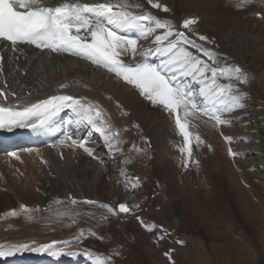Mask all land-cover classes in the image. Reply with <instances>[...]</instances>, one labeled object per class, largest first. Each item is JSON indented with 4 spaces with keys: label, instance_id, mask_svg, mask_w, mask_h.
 Returning a JSON list of instances; mask_svg holds the SVG:
<instances>
[{
    "label": "snow or ice",
    "instance_id": "snow-or-ice-1",
    "mask_svg": "<svg viewBox=\"0 0 264 264\" xmlns=\"http://www.w3.org/2000/svg\"><path fill=\"white\" fill-rule=\"evenodd\" d=\"M146 2L153 9H162L164 13L170 11L167 5L160 2ZM253 2L255 0H243L240 6ZM260 3L264 4V0H260ZM142 8V3L130 4L128 0H59L55 4L45 3L44 0H0V42L7 44L14 52L21 46H34L41 52L69 53L115 74L139 90L153 105L161 106L174 117L186 145L181 151L187 154V164L193 154V137L186 122L189 110H199L217 126L230 124L231 120L223 114H231L246 107L248 94L237 85L247 83L249 76L239 65L221 66L216 53L197 43L193 36H197L199 41H207L208 37L195 32L193 26L198 23L195 18L184 19L181 30L171 19L159 18L151 11L134 10ZM119 30L135 31L140 38L121 35ZM156 54L160 57L159 63L147 62L148 57ZM60 87L66 89L68 85L61 84ZM65 110H70L75 116L73 121H69L70 124L91 126L103 136L110 151L124 156V149L120 147L124 143L120 139V132L112 125L104 110L86 97L52 94L44 99L29 101L14 90H9L6 83L0 85V129L43 130ZM73 137L74 133H65L59 143L63 145L70 141L72 146L82 148L89 156L103 163L95 155V149L87 146V140ZM223 139L230 144L233 136L223 135ZM195 140L199 142L200 137L197 135ZM133 148L137 152L142 151L135 145ZM228 154L236 157L238 153L229 147ZM11 155L20 159L16 153ZM122 163L126 165L130 159L125 156ZM119 175L123 178L120 182L125 189L140 186L139 176H129L124 170ZM70 203L75 205L77 200L72 199ZM84 203L94 205L97 201L86 200ZM100 207L113 216L134 215L140 209L138 203L130 206L124 202L119 203L118 207L109 204H101ZM21 208L24 212L33 211L27 206L22 205ZM17 214L15 210L10 213L12 216ZM102 218L107 219V216ZM136 219L148 233H159L155 235L158 243L166 240L167 230L163 226L146 222L139 215ZM84 235L81 230L75 237V244L81 243ZM89 235L96 236V233L90 231ZM73 247V241L57 240L50 243L31 240L0 244V258L25 251L54 256L79 254L72 250ZM83 254L88 256L92 264H113L112 255H102L87 248ZM115 255L118 256L119 252ZM164 255L174 264L171 252L166 251Z\"/></svg>",
    "mask_w": 264,
    "mask_h": 264
},
{
    "label": "bare ground",
    "instance_id": "bare-ground-1",
    "mask_svg": "<svg viewBox=\"0 0 264 264\" xmlns=\"http://www.w3.org/2000/svg\"><path fill=\"white\" fill-rule=\"evenodd\" d=\"M235 1H237V0H154V2H160V3L164 4V5H167V7L170 9V11L167 12V13H164L162 11V9H153L151 7V5L147 4L146 0H128V2L130 4H135V3H142L143 4V8L142 9H136V11H151L152 13L158 15L159 18L173 20L174 22L177 23V25L181 21V19H183V17L188 18V16H187L186 13H181V12L178 11V7H182L183 8L185 6L190 11H192L193 9L196 8V9H199L200 11H202L204 14L209 15V18L207 20H202V22L205 23L207 27L212 28V30H214V31H222V32L223 31H226L224 33V35L222 36V39L221 40L223 42H225L226 45H228V51H229V53L228 54H225L224 53V55L218 54V56L216 54L217 59H218V61H219V63H220L221 66H228L229 64L228 63H224V62H229L231 65H239L244 70H246V72H247V74L249 76V79H248V82L245 83L246 90H244V91L248 94V96L253 97L252 98L253 100H246L245 101L246 107L244 109H242V110H239L238 109V110H236L235 112H233L231 114H227L226 115V118L230 119L231 120V123L230 124L223 125L222 126V129H223V131H226L228 133V135H231V133H232L231 132V129L233 127H235V126H233V122L236 121V120L237 121H240V123H242L241 129L246 130V134H248V133L250 135L252 134L251 136L256 141L255 144L256 143H259V145L256 144L255 146H253L252 144L246 146V147H248L247 150L253 151L252 150L253 148H255V150H256V148H258V149L259 148H263L264 149V109L258 110L259 108H263L264 107V102L261 104V101H264V99H263L264 98V84L261 81H259V78L255 75V73L258 70L260 71V69H262L264 67V49H262L261 51H259L256 48V45L253 42H252V44H249L247 48L245 46L243 47V44H244L243 43V39L244 38H247V36H244L243 38H238L237 32L238 33L239 32L245 33V32L251 31L253 34H255V33H258V32L261 31V30L259 31L260 27L259 28H256L257 26L255 27V25H254V23H255L254 21L255 20H253V19L248 20L247 23H246L248 26H243V27L237 28L235 30H232V27L235 25V23H234V19L232 17H230L231 15H230V11L228 10V5L234 3ZM219 19H221V21ZM257 24H258V22H257ZM255 35H257V34H255ZM263 35H262V37H263ZM260 36H261V34H260ZM207 37H210V35H208ZM234 37H237L235 39V41L233 40ZM144 43L147 44L148 42L147 41H144ZM262 45L264 46V44H262ZM237 46L240 49L241 48H244L243 51L241 49L242 55L241 54H238V51L240 49ZM30 68H31V71H32V74L33 75H32V77L30 79H28V83H31V79L33 78V81L32 82H34L35 84H37L39 82V85H36L35 88L49 90V92H47V93L54 92L56 90V88L59 87L61 84H63V82L67 78H72V80L70 82H66L65 83L66 85H68V87L66 89L67 90H73V91H83V92H87L88 95H92L93 97L100 98V100H102L104 103H106V105L108 107L107 110L108 111H111L113 113L111 123L112 124H117L119 126H122L124 128V134L125 135H127V133H132V131H134V127H132V124H131V117L132 118H136L139 121L141 120L145 124V126L147 127V129L150 130V135L153 136V137H155L156 138L155 141L157 142V144L154 145V147L156 149L155 156H154L155 157L154 164H149V166L152 165L153 168H152L151 171L148 170L146 172H150L152 176L158 177L160 181L163 180V181H165L167 183V185L169 187L168 188L169 190L168 189L167 190H168V193H169V195H170L171 198L168 196L167 192H166V196H168L170 198L169 201H171L172 206L173 207L176 206L175 203H178V202H175V201H177L176 200V197H179V193L180 192L177 193L179 191V189L177 190V188H179V187H176V184H175L176 181L178 182V180H177L178 170L175 168V165L176 164L174 165L173 164L174 162L172 163L171 159H169V157H168L169 156V149L171 148L172 143L175 142V141H171V139H170L171 138V133L173 132V133H176L177 134V136H178V137H176V141L177 142L183 144V146H185V143H184V140H183V136L181 135L180 131L178 130V128L175 125L173 116H171L162 107H159L158 108L160 111H158L157 109H153V106H151V102H149L148 100H146L145 97L142 96L139 93V90L137 91V89H135L133 86H130V85L126 84L121 79H118V78H116V77H114L112 75H109V74H104L103 75V74H101V72L99 70H96L95 72H93V75L95 76V79H94V81L91 82L90 80L92 78V74H91L90 70L81 68L80 66H76L74 63L71 64L70 66L63 65L62 68L59 70L60 71V75H57L58 68H53L51 71H49V70H46L45 71L42 68L40 69L36 64L31 65ZM257 73H259V72H257ZM78 75H81L83 78H86L89 81L87 83H81V82H75V81H73V78L76 77V76H78ZM91 86H92V89L89 88ZM101 90H104V92L102 93L104 97H100L99 96V91H101ZM33 91H35V90H33ZM108 92L112 93L118 100H121L122 102H124V104L126 105L127 109H131L134 106V109L131 112V116L129 114H124L122 112V110L119 107H117L113 101H111V100L108 99V97L106 95ZM39 95L40 94L35 93V95L33 97H38ZM189 111H190V115H188L186 117V122H187L188 126L190 127L192 133H193V130H196V131H198L199 134H201L202 136H205L209 132H215V131H217V125H215V123L212 120L201 116L200 114H198L194 110H191L190 109ZM233 115H235V118L233 117ZM167 119H169L170 121H167ZM152 126H153L154 130H152ZM249 128H252V129H249ZM175 130H176V132H175ZM250 130H252L253 133ZM235 132H236V130L234 131V133ZM164 133H165V135H164ZM217 138H218V141L221 144H223V141L218 136H217ZM258 138H260V140ZM169 140H170V142H169ZM246 147H243L242 146L243 149H245ZM66 148H67L66 154L68 156V162H69L66 165V167H65L66 170H64V171L61 172V169H65V168H62L58 163H56V165L53 166V173L57 174L58 178L56 180H54L52 183L54 185L57 183V186L58 187L55 188V189L58 192L66 194L67 191H68L67 190L68 181H70L72 184H74V186H75L74 187V190L76 192H79V193L82 192L84 195L90 196V197H96V198L106 199L107 201H110L112 204H114L115 207L116 206L118 207V204L121 203L122 201H126L127 204H129L130 206L132 205V203H134V200L135 199L137 201V196H138L137 193L139 191V187L136 188V189H131L130 187L128 189H125L124 186H123V184L120 182L123 179L119 175V172L121 170H124L129 176H134V175H132L128 171L127 165H125L124 163H122L121 161H119L118 153H114L113 151H111L112 156H113V161L112 162L111 161L110 162H106V163H110V164L106 165V163L103 161V158L104 157L102 156V151L98 150L97 148H94V149L97 150V151H100V152H98V154H99L98 157L100 158V160L103 161V163H100L97 159H94L92 156H88V155H85V154L83 155V158H81L80 160L77 159V156L76 155L74 156L75 159H71L73 157V152L74 151L81 152V148H73V147H66ZM155 149H153V150H155ZM263 149H262L263 152L261 151L262 152L261 154H258L259 152H255V157H253V154H252V156H249L250 158H247L248 160H246V161L249 162L251 165H253L254 163H255V165L262 164L261 161H263V164H264V150ZM173 151H174V148H173ZM178 151H180V149ZM173 153L174 152H172L171 154H173ZM81 154H82V152H81ZM125 155L128 157L127 150L125 152ZM174 155H175V153H174ZM178 155L176 154V157L175 156L174 157L177 158ZM225 155H226V153H225ZM224 158H225V156H224ZM178 159H179V157H178ZM174 161H176V160L174 159ZM178 161L180 162V159ZM223 161H225V163H226V166H225L224 170H225V172H228V175H227V177L224 178L223 177V174H222L223 173V169H222L221 170L222 173H219L221 175H220V177H218V179L221 182H224L226 184L227 183L228 184L231 183L232 185L230 184L229 187L232 186V188H231L232 190L229 187H227V188H229V191L230 192H233L234 194L236 193V195L238 197H243L244 195H247V194H245V193H247L246 192V187L243 188V186L241 185V183L239 181L240 177H238V179L236 178V175H238L239 173L236 174L237 171H235L236 170V169H234L235 167L233 168L232 165L230 164V162L226 158ZM236 161H237V159H236ZM246 161L236 162V164H237V166H240L243 169V173H244L243 179L245 180V182L249 183V181L245 177V172H244V169H245L244 166L246 168L248 166V164L246 165V164L243 163V162H246ZM219 163L220 162H217L218 165H219ZM239 163H242V165L239 164ZM138 164L139 165H142L141 162L138 163ZM217 164H215L214 166H215V168H217V170H219L220 167H218ZM250 166H248V167L250 168ZM26 169H27L28 178H29L28 185L30 187L28 186L29 188H26L25 194L23 196H19L18 197L19 200L17 202H19V201H23V202H27V203H31V202L32 203H38V202H41V201H43V196L37 190V187H36L35 183H37L38 181H41V179H42L41 178V176H42L41 174H43L45 176H46V174L43 171L40 172L37 169L36 166H33V165L29 164V163L26 164ZM245 170H247V169H245ZM256 171L262 175L261 177H264V168L262 169V171H261V169L260 170H256ZM137 172H140V170H137ZM141 172H143V170ZM197 174L198 173H196V177L199 176V174L198 175ZM233 177H234L235 182L232 181V182L229 183V179H233ZM64 178H66V181L65 182L63 181ZM198 178H196V179H198ZM118 179H119V181H118ZM185 179H186V177H185ZM203 179H205V178H203ZM253 179L254 178H252V181H253ZM263 180L264 179H262V182H264ZM211 183L212 182H210V184ZM196 184L197 183H195V185ZM45 185H46V183H45ZM45 185H44V187H42V189L44 188V191H48V190H50L52 188V186H50L49 189H46ZM188 185H190V183H188ZM202 187H204V186H202ZM220 187L221 186H219V188ZM194 188L196 189L197 187H194ZM199 188L201 189V187H199ZM143 189H144L143 191H146L147 190V187H146L145 184L143 185ZM182 189H183V187H182ZM200 189H199V191H200ZM250 189H251V187H250ZM158 190H159V187H158ZM183 190H185V189H183ZM183 190H181V191L183 192ZM212 190H214V189H212ZM214 193L215 192L211 193V194H213V197H214V195H216ZM255 194H256V192H255ZM164 195L165 194L163 192V196ZM196 195H198V194H196ZM222 195H224V194H222ZM161 196H162V194H161ZM166 196L159 198V200H161L162 198L165 199ZM186 196H187V194H186ZM217 196L218 195H216L215 198ZM249 196L247 195L246 197H249ZM246 197L245 198L243 197V198L246 199V202H247V199H249V198H246ZM31 198H32V201H31ZM207 198H208V195H207ZM207 198H205V199H207ZM223 198H224V196H223ZM242 199L239 198L238 201H240ZM209 200H212L213 202H214V200L216 201V199L213 200V198L212 199L210 198ZM243 200H242V203H243ZM156 201H157V203H155V206L153 205V208H149L146 213H144V210H143L142 213H138L137 215L143 217L146 222L147 221L154 222V223H156L158 225V223H160V221L157 220V218L158 219L159 218L161 219V216H163L164 214L166 215L168 209L170 210V208L168 207V209H166V210L162 209V210H164V212H165L164 213L162 210L160 211V208H159V207H161V206H159L161 203L159 204L158 199ZM156 201H154V202H156ZM226 201H228V200H226ZM234 201H236V200H234ZM244 202H245V200H244ZM248 202H252V201H248ZM190 203L191 204H194V205L196 203L195 198L192 197V196H191V202ZM222 203H223V201H222ZM238 203H240V202H238ZM238 203H235V204H238ZM186 204H188V203H186ZM221 204H220V206H222ZM250 204H252V203H250ZM156 206L158 208L157 209H154ZM227 206H229V205H227ZM240 206L242 207V205H240ZM246 206H249V204L247 205V203H246ZM246 206H245V208H247ZM188 207H189V205H188ZM241 207H240V209H241ZM250 207L251 208L252 207L255 208L254 205H251ZM175 208H172V210L175 209ZM254 208H253V211H254ZM208 209H211V208H208ZM216 209H218V208L216 207ZM250 209H248V211ZM172 210H170V211L172 212ZM175 210H177V209H175ZM212 210L215 211V208H212ZM189 211H191V210H189ZM186 212H188V211H186ZM207 212L208 211L203 212L202 214H204V213L206 214ZM209 212H211V211L209 210ZM228 212H230V210L227 211V213ZM22 214H23L24 217H28V218L32 217L31 214H28L26 212H22ZM88 214L89 215H93L91 212L90 213L88 212ZM233 214H234V212H233ZM233 214H232V216H233ZM173 215H175V214H173ZM180 215H181V213H180ZM168 216H166V217H168ZM198 216H200V215H198ZM209 216H207V217H209ZM119 217H120V221H119L118 225L122 226V230L121 231H119V230L116 231L115 230L116 231L115 232L116 235H115V233L112 234V239L110 240V242L113 243V242L118 241L117 244L120 245V249L118 251L120 257L121 256H124V257L127 256L126 253L127 254H130V251H131L130 248H131V246H134L135 249H132V253H134V252L136 253V255L134 254L135 256L133 255L134 257H138L139 255H141V252L144 249L145 252H146V254H147V256H148V257L147 256H145V257L148 258V259H153L154 260L153 262L155 264H156V262L157 263H160V264H172V262H170L167 258L166 259L163 258V255L164 254H162V252L164 250H166V249L163 248V246H166L165 243H162L161 242L162 245H160V243L159 244H149V243L146 244L145 238H147V236H149V235L147 234V231L140 225V223L138 222V220L136 218H134V219H127L128 216H125V215H119ZM190 217H191V215H190ZM193 217H194V215H193ZM173 218L176 219V217H173ZM179 218H180V216H179ZM184 218L185 217H183V219ZM200 218H201V216H200ZM171 219L172 218H170V220ZM175 219H173L174 221L172 222L173 224H175V226H176L177 223H178V227L181 226V225H184V223L181 224L182 221L177 222V220H175ZM195 219H196V217H195ZM220 219H221V216H220ZM165 220L166 219L164 217V224L166 226H170L169 224H171V223H168ZM190 220H191V218H190ZM197 220L200 221V219H198V218L196 219V221ZM207 220H208V218H207ZM216 220H218V219H216ZM225 220H226V217H225ZM231 220L232 219H230V221ZM188 221H189V219H188ZM222 221L223 220H220V222H222ZM19 222H17L16 225H20V227H21L22 230H26L24 232L23 237H22V238H25V239L19 240V237H16L15 235H12V236L9 237V238H13L17 243L18 242H28V241H30L29 239H40V242L41 243H50L52 240H55L58 237V236H56L55 233H54L55 236L52 233L51 234L50 233L49 234H46L45 232L47 231V229L45 228V226L40 227V226H37V224H35L34 226H31V224L28 223V222H26V221H22L21 224H19ZM183 222H184V220H183ZM179 223L181 225H179ZM208 223L210 224V222H208ZM233 223H235V222H233ZM201 224L202 223H200L199 225H201ZM213 224L214 223H212V225ZM216 224H217V221H216ZM115 225L118 226L117 224H115ZM188 225H190V224H188ZM237 225H238V223H237ZM173 227H174L173 225L170 226V229H172ZM185 227H186V225H185ZM165 228H167V227H165ZM201 228H204V227H201ZM237 228H238V226H237ZM114 229H116V228H114ZM214 229H216V228H214ZM232 229H234V228H232ZM205 232H207V231H205ZM0 233L2 234V232H0ZM155 234H158V233H155ZM199 234H200V232H199ZM27 238H29V239H27ZM210 238H211V236H210ZM182 239H185V241H186L185 242L186 243V247H179V248H177L178 250H177L176 254H178L179 251H181V253H185V254L187 253V248L189 247V243H190L189 242V239L190 238L188 239L186 237V238H182ZM83 241L86 242L85 239H84V237H83ZM199 241H201V240H199ZM171 244H173V243H171ZM145 245H147V246H145ZM175 246H172V247H175ZM197 247H198V245H197ZM197 247L195 245L194 246V249H193V251H194V256L193 257L195 259L200 254V252H198L199 249ZM207 247H206V250L204 249V251H206L205 253H208L207 252ZM233 247H234V245H233ZM160 248H162L163 250H161ZM159 249H160V251L158 252V256H160L159 253H161V258H159V257L157 258L156 257L157 256L156 251L159 250ZM233 251H234V249H233ZM201 252H203V251H201ZM235 252H237V251H235ZM190 254L187 255L188 258H186V261L182 260L183 261L182 264H191V258L189 257ZM218 254L219 253H217L216 255H218ZM178 255H181V254H178ZM200 255L202 256L203 254H200ZM205 256H207V254ZM209 256H211V255H209ZM223 256H225V255L223 254ZM173 257H174V255H173ZM130 258H131V255L128 258H122L121 257V261L123 262V264H128V262L130 261ZM209 259H210V257H209ZM202 260L200 261V258H199V261L200 262H202ZM199 261H197V263ZM148 262H149V260H148ZM194 262L192 261L193 264H194ZM208 262L206 261L205 264H209ZM141 263H143V261ZM141 263H139V264H141ZM210 264H212V262Z\"/></svg>",
    "mask_w": 264,
    "mask_h": 264
},
{
    "label": "rangeland",
    "instance_id": "rangeland-1",
    "mask_svg": "<svg viewBox=\"0 0 264 264\" xmlns=\"http://www.w3.org/2000/svg\"><path fill=\"white\" fill-rule=\"evenodd\" d=\"M243 4V0H237V1H235L234 3H232V4H230V5H228V10L230 11V17H232L233 19H234V23H235V25L232 27V30H235V29H237V28H240V27H243V26H248L246 23H247V21L248 20H251V19H253V20H255L254 22V25H255V27L256 28H259L260 27V29H259V31L261 32H258V33H255V34H257V35H255V34H253L251 31H248V32H245V33H243V32H237V34H238V38H243L244 36H247V38H244L243 39V47L245 46L246 48L248 47V45L249 44H252V42L256 45V48L259 50V51H261L262 49H264V46L262 45V44H264V22H263V24L261 23V21L262 20H258V19H256V18H252V17H249L250 16V13L253 11L254 13H256V12H258V11H260L261 9H262V11L264 12V4H261L260 3V0H255V2H253V3H250V4H248L247 6H240V5H242ZM257 7H259V9L257 8ZM243 8H245L242 12H240V10L241 9H243ZM178 11L179 12H181V13H186L187 14V16H188V18H201V21L199 22V25H198V27H199V30L202 32V34L203 35H206V36H208V35H210V37H208L209 38V42L211 41V38L212 37H214L215 39H216V45L218 46V48H219V53L218 54H222V55H224V53L225 54H228L229 53V51H228V45H226V43L225 42H223L221 39H222V36L224 35V33L226 32V31H214V30H212V28H210V27H207L206 26V24L205 23H203L202 22V20H207L208 18H209V15H207V14H204L202 11H200L199 9H193L192 11H190L189 9H187L185 6L182 8V7H178ZM261 12V11H260ZM245 14H246V17H244L245 16ZM183 19H186V17H183ZM218 19V18H217ZM220 21H221V19H219ZM182 20L178 23V26H180V24H182ZM257 22H258V24H257ZM257 24V25H256ZM260 25V26H259ZM180 28H182V27H180ZM263 30V31H262ZM260 34H261V36H260ZM262 35H263V37H262ZM193 37H195V39L197 40V36H193ZM237 37H234V41H235V39H236ZM209 42H207V44H209ZM238 47V46H237ZM239 48V47H238ZM240 49V48H239ZM242 49V51H243V49L244 48H241ZM241 49L238 51V54H241L242 55V52H241ZM218 54H217V56H218ZM222 58V57H221ZM241 63V62H240ZM228 66H231V65H228ZM257 72H259V73H257ZM256 73H255V75L259 78V81H261L263 84H264V67L262 68V69H260V71L258 70ZM262 79V80H261ZM221 82H226V81H221ZM238 87H241L242 88V90L244 91V90H246V85H237ZM138 91V90H137ZM253 97H251V96H248L247 97V99L246 100H253L252 99ZM262 99V98H261ZM264 99V98H263ZM264 101H262L261 102V104L263 103ZM134 109V106H133V108H131L130 110H131V112H132V110ZM172 116V115H171ZM167 121H170L169 119H167ZM140 122H141V124H142V126H143V128L145 129V132H146V134L147 135H149L151 138H152V142L154 143V145H156L157 144V142L155 141V137H153V136H151L150 135V130L149 129H147V127L145 126V124L140 120ZM163 125V124H162ZM236 125H238V124H236ZM132 127H133V125H132ZM249 129H252V128H249ZM152 130H154V128H153V126H152ZM251 132H252V130H250ZM175 132H176V130H175ZM197 133H198V131H196ZM248 133V132H247ZM199 134V133H198ZM249 134V133H248ZM164 135H165V133H164ZM174 135H176V137H178L177 136V134L176 133H174ZM192 135H193V133H192ZM199 135H201V134H199ZM252 135V134H251ZM202 136V135H201ZM233 136H234V138L233 139H236L237 137H236V133H233ZM256 136V135H255ZM242 137H244V136H242ZM252 137V136H251ZM193 138H194V140H195V136L193 135ZM249 138H250V136H249ZM253 138V137H252ZM171 139V138H170ZM259 140H260V138H258ZM246 140H248V139H246ZM254 140V139H253ZM172 141V140H171ZM169 142H170V140H169ZM210 142V143H209ZM255 142L256 141H253V146H255L256 144L257 145H259V143H256L255 144ZM240 143H243V145H240V146H235L236 148H235V150L236 151H239V152H241V151H243L244 149L242 148V146L244 147V145H245V143H244V140H241L240 141ZM248 143H250L249 141H248ZM237 145V144H236ZM237 147H239V148H237ZM153 149H155V147L153 148ZM153 149H146V147L144 146V144H143V162L144 163H146V164H154V161H155V152H156V149L155 150H153ZM196 151L192 154V156H191V158H190V160H191V162H192V168L193 169H191V171L190 172H185L184 171V176H183V178H181L182 179V181L183 180H185V181H187V179H185V177H186V175L187 174H191L190 176H192L191 178H192V180H193V183H194V187H197L196 189H194L193 190V192H192V190H190V189H188L186 186H185V184H186V182H180L179 181V176L180 175H178V177H177V180H178V182L176 181V187H179V188H177V190L179 189V191L177 192V193H179V197H176V200L177 201H175V202H178V203H175L176 204V208L175 207H173L172 206V203H171V201H169L170 200V195H169V193H168V185H167V183L165 182V181H163V180H161L160 181V183H159V190H158V188H156V189H154V190H152V187H153V183L152 184H147V188L148 189H150L149 190V195H150V203L152 204V206H150L149 208H153V205L155 206V203H157V199H158V202H159V206H161V207H159L160 208V211L162 210V209H164V210H166V209H168V207L170 208V210H172V208H175V209H177V210H175V209H173L172 210V212L168 209V211H167V213H166V215L164 216H161V219L159 218H157V220H159L160 221V223H159V226H163V228H165V227H167V228H165L166 230H167V238H166V242H167V246H165V248L164 249H166V250H164L163 251V254L166 252V251H171V254H172V256L174 255V257H173V260H175L174 262V264H182V260H184V261H186V258H188V256L187 255H189L190 253V258H191V264H193L192 263V261L194 262V264H205L206 263V261L210 264L211 262H212V264H264V182H262V179H264V177H261L262 175L260 174V173H258L256 170H260L261 168H263V166H264V164H263V161H261L262 162V164H257V166H259V167H261V168H258V167H255L254 165H251L249 162H247L246 160H248L247 158H250L249 156L248 157H242L240 154H238L237 156H236V159H237V162H242V161H246V162H243L244 164H248V166H250V167H252V171H248V170H245L246 169V167L244 166V172H245V177H246V179L249 181V185H251V192H253V194L252 193H250V191H249V189L246 187V192L247 193H245V194H247L249 197H246L247 195H244L243 197L245 198H249V199H247V202H246V199H244L243 197H238L237 195H236V193L234 194L233 192H230L229 191V188L231 189L232 188V186H230L229 187V185L231 184L230 182H235V180H234V177H233V179H229V183L230 184H226V183H224V182H221L219 179H218V177H220V175L221 174H219V173H222V169H223V177L225 178V177H227V175H228V172H225V170H224V168H225V166H226V163H225V161H223V160H225V158L230 162V164L231 165H233V157L232 156H228V152H227V147H224V149H223V152L221 151V149H220V147L218 148L215 144H214V142L212 141V139H210V138H208V137H205V138H200V141L198 142L197 141V144H196ZM245 149H248V147H246ZM262 149L263 148H256V150H255V148H253L252 150L254 151L253 152V157H255V152H259L258 154H261L263 151H262ZM179 150V147H174V153H175V155H174V153L173 154H171V155H169L168 157H169V159H171V161H172V163L173 164H176V166H180V163H181V153H180V151H178ZM264 150V149H263ZM176 151V152H175ZM262 151V152H261ZM146 152V153H145ZM148 152V153H147ZM178 152V153H177ZM151 153V154H150ZM225 153H226V155H225ZM145 154V155H144ZM147 154V155H146ZM154 154V155H153ZM176 154L178 155V157H179V159H180V162L178 161L179 159H178V157L177 158H175L176 157ZM222 154V155H221ZM151 157H150V156ZM175 157H174V156ZM171 156V157H170ZM173 156V157H172ZM214 156V157H213ZM223 156V157H222ZM224 156H225V158H224ZM227 156V157H226ZM252 156V155H251ZM232 157V158H231ZM154 159V160H153ZM174 159L176 160V161H174ZM232 159V160H231ZM231 160V161H230ZM239 160V161H238ZM242 160V161H241ZM152 161V162H151ZM196 161H198L199 163H197ZM255 161V160H254ZM151 162V163H150ZM196 162V163H195ZM217 162H220L219 163V165L217 164ZM224 162V163H223ZM215 164H217L218 165V167H220L219 168V170H217V168H215ZM239 164H241L242 165V163H239ZM255 164V163H254ZM138 166H136V170H135V173H137V176H139L140 174H138V173H141V171H142V168L140 167L141 165H139V164H137ZM194 165V166H193ZM213 165V166H212ZM234 166V165H233ZM247 166V167H248ZM152 168H153V166L151 165V166H149L148 165V167H146V169H145V173L146 174H144V176H145V179H147V180H149V181H153L154 179H157L158 181H159V178L158 177H154V176H152L151 175V173L150 172H146V171H151L152 170ZM249 168V167H248ZM235 169V168H234ZM137 170H140V172H137ZM255 170V171H254ZM26 171H27V169H26ZM214 171V172H213ZM235 171H237V170H235ZM261 171H262V169H261ZM198 173L199 174V176H197L196 177V173ZM217 172V173H216ZM150 173V174H149ZM186 173V174H185ZM236 173V172H235ZM197 174V175H198ZM236 174H238V171H237V173ZM27 176L23 179V180H21V185L20 186H16V185H12V184H10L9 185V188H8V193H4V192H0V212L1 211H3V210H5V209H7V208H9V207H11V206H15L16 205V200L18 201L19 200V196H23L24 194H25V190H26V188H29L30 186L28 185V180H29V178H28V173L26 174ZM149 175V176H148ZM217 175V176H216ZM250 175V176H249ZM44 176V175H43ZM205 176V177H204ZM46 177V176H45ZM140 177V176H139ZM152 177V178H151ZM200 179H199V178ZM238 177H240V174H238V175H236V178L238 179ZM9 178V177H8ZM196 178H198V179H196ZM203 178H205V179H203ZM222 178V177H221ZM235 178V179H236ZM252 178H254L253 179V181H252ZM65 179V178H64ZM152 179V180H151ZM206 180V181H205ZM201 181V182H200ZM215 181V182H214ZM218 181V182H217ZM264 181V180H263ZM40 182H42V186L43 185H45V181L43 180V179H41V181ZM200 182V183H199ZM203 182V183H202ZM210 182H212L211 184H210ZM180 185H179V184ZM195 183H197L196 185H195ZM221 183V184H220ZM17 184V183H16ZM166 184V185H165ZM200 184V185H199ZM203 184V185H202ZM22 185H26L24 188L23 187H21ZM210 185V186H209ZM218 185V186H217ZM232 185V184H231ZM29 186V187H28ZM165 186V187H164ZM181 186V187H180ZM202 186H204V187H202ZM219 186H221L220 188H219ZM258 186V187H257ZM182 187H183V189H185V190H183L182 189ZM199 187H201V189L199 188ZM208 187V188H207ZM227 187H229V188H227ZM167 190H165V189ZM210 188V189H209ZM243 188H245V186H243ZM162 189V190H161ZM199 189H200V191H199ZM212 189H214V190H212ZM57 191L56 189H53V188H51L50 190H48V191H44V193H46V194H49V193H51L52 191ZM144 190V189H143ZM165 190V191H164ZM181 190H183V192L181 191ZM225 190V191H224ZM228 190V191H227ZM232 190V189H231ZM257 190V191H256ZM259 190V191H258ZM162 191V192H161ZM187 191V192H186ZM208 191V192H207ZM11 192V193H10ZM155 192V193H154ZM160 192V193H159ZM163 192H164V196H163ZM166 192H167V194H168V196L170 197H168V196H166ZM210 192V193H209ZM213 192H215L214 194H216V195H218L216 198H215V196L216 195H214V197H213V194H211V193H213ZM250 194H249V193ZM255 192H256V194H255ZM258 192V193H257ZM187 194V196H186V194ZM195 193V194H194ZM203 193V194H202ZM207 193V194H206ZM11 194H13V196L11 195ZM161 194H162V196H161ZM193 194V195H192ZM196 194H198V195H196ZM200 194V195H199ZM222 194H224V195H222ZM233 194V195H232ZM190 195V196H189ZM207 195H208V198L210 199H212L213 198V200L214 199H216V201L214 200V202L212 201V200H209L208 198H207ZM211 195V196H210ZM237 197H236V196ZM254 195V196H253ZM153 196V197H152ZM157 196V197H156ZM160 196V197H159ZM166 196V198L164 199V198H162L161 200H159V198H161V197H165ZM191 196L192 197H194L195 198V201H196V203H195V205L194 204H191L190 202H191ZM223 196H224V198H223ZM232 196V197H231ZM234 196V197H233ZM169 199H168V198ZM187 197V198H186ZM189 197V198H188ZM236 197V198H235ZM255 197L259 200V201H257V200H254L255 199ZM205 198H207V199H205ZM223 198V199H222ZM239 198L240 199H244L245 200V202H244V200H243V203H242V200H240V201H238L239 200ZM16 199V200H15ZM146 200H149V198L147 197V199ZM156 201V202H154V201ZM165 200V201H164ZM187 200V201H186ZM210 202H208V201ZM225 200V201H224ZM226 200H228V201H226ZM234 200H236V201H234ZM31 201H32V198H31ZM168 201V202H167ZM222 201H223V203H222ZM240 202V203H238V202ZM248 201H252V202H248ZM206 202V203H205ZM13 203V204H12ZM32 203V202H31ZM186 203H188V204H186ZM209 203V204H208ZM212 203V204H211ZM222 203V204H221ZM235 203H238V204H235ZM245 203V204H244ZM246 203H247V205L249 204V206H246ZM250 203H252V204H250ZM171 204V205H170ZM174 204V205H175ZM216 204V205H215ZM220 204L222 205V206H220ZM229 205V206H227V205ZM114 205V204H113ZM167 205V206H166ZM170 205V206H169ZM180 205V206H179ZM188 205H189V207H188ZM219 205V206H218ZM225 205V206H224ZM240 205H242V207L240 206ZM247 207V208H245V206ZM251 205H254L255 206V208L254 207H250ZM115 206V205H114ZM182 206V207H181ZM204 206V207H203ZM212 206V207H211ZM227 206V207H226ZM241 207V209H240V207ZM117 207V206H116ZM188 207V208H187ZM216 207L218 208V209H216ZM224 207V208H223ZM233 207V208H232ZM239 207V208H238ZM251 209H250V208ZM158 207L156 206L154 209H157ZM180 208V209H179ZM208 208H211V209H208ZM212 208H215V211L214 210H212ZM221 208V209H220ZM231 208V209H230ZM253 208H254V211H253ZM191 210V211H189V210ZM230 210V212H228L227 213V211H229ZM248 209H250L249 211H248ZM256 209V210H255ZM164 210H162L163 212H164ZM175 210V211H174ZM183 210V211H182ZM196 210V211H195ZM201 212H199V211ZM209 210L211 211V212H209ZM170 211V212H169ZM174 211V212H173ZM186 211H188V212H186ZM206 211H208L206 214L204 213V214H202L203 212H206ZM213 211V212H212ZM169 212V213H168ZM233 212H234V214H233ZM255 214H254V213ZM165 213V212H164ZM180 213H181V215H180ZM185 213V214H184ZM190 213V214H189ZM196 213V214H195ZM216 213V214H215ZM172 214V215H171ZM173 214H175V215H173ZM225 214V215H224ZM232 214H233V216H232ZM23 215V214H22ZM169 215V216H168ZM190 215H191V217H190ZM193 215H194V217H193ZM198 215H200L201 216V218H200V216H198ZM203 215V216H202ZM209 216V217H207V216ZM212 215V216H211ZM224 215V216H223ZM166 216H168V217H166ZM176 217V219L175 218H173V217ZM179 216H180V218H179ZM187 216V217H186ZM216 216V217H215ZM220 216H221V219H220ZM164 217H165V221L166 222H168V223H171V224H169L170 226H174L172 229H170V226H166L165 224H164ZM172 218L171 220H170V218ZM183 217H185L184 219H183ZM195 217H196V219L198 218V219H200V221L199 220H197L196 221V219H195ZM208 218V220H207V218ZM224 217V218H223ZM225 217H226V220H225ZM234 217V218H233ZM190 218H191V220H190ZM169 221H168V220ZM173 219H175V220H177V222H180V221H182L181 222V224H183L184 223V225H181L180 223H179V225H181V226H179L178 227V223L176 224V226H175V224H173L172 222L174 221ZM182 219V220H181ZM188 219H189V221H188ZM202 219V220H201ZM216 219H218V220H216ZM230 219H232L231 221H230ZM236 219V220H235ZM183 220H184V222H183ZM210 220V221H209ZM214 220V221H213ZM220 220H223L222 222H220ZM11 221L14 223V224H16L17 222H19V224H21V220H19V219H17V220H15V219H11ZM163 221V222H162ZM186 221V222H185ZM194 221V222H193ZM202 221V222H201ZM213 221V222H212ZM216 221H217V224H216ZM226 221V222H225ZM193 222V223H192ZM208 222H210V224L208 223ZM214 223L213 225H212V223ZM231 222V223H230ZM233 222H235V223H233ZM192 223V224H191ZM195 223V224H194ZM200 223H202L201 225H199ZM237 223H238V225H237ZM188 224H190V225H188ZM198 224V225H197ZM216 224V225H215ZM219 224V225H218ZM227 224V225H226ZM234 226H233V225ZM118 225V224H117ZM185 225H186V227H185ZM204 225V226H203ZM225 225V226H224ZM236 225V226H235ZM243 225V226H242ZM114 226V227H113ZM112 226V228H111V230L115 233L116 231H121L122 230V226H120V225H118V226H116V225H113ZM183 226V227H182ZM189 226V227H188ZM196 226V227H195ZM227 226V227H226ZM237 226H238V228H237ZM40 227H43V226H40ZM182 227V228H181ZM199 227V228H198ZM201 227H206L205 229L204 228H201ZM114 228H116V229H114ZM118 228V229H117ZM121 228V229H120ZM170 230H169V229ZM191 228V229H190ZM214 228H216V229H214ZM232 228H234V229H232ZM236 228V229H235ZM47 229V228H46ZM185 229V230H184ZM196 229V230H195ZM51 229H47V231L45 232L46 234H49V233H51L53 230H51ZM116 230V231H115ZM181 230V231H180ZM20 232H22V234L24 235V232L26 231V230H22L21 228H20V230H19ZM179 231V232H178ZM186 231V232H185ZM190 231V232H189ZM198 231V232H197ZM205 231H207V232H205ZM219 231V232H218ZM0 232H1V230H0ZM196 232V233H195ZM199 232H200V234H199ZM205 232V233H204ZM223 232V233H222ZM225 232V233H224ZM228 232V233H227ZM231 232V233H230ZM56 234V231H53L52 232V234L55 236V234ZM173 233V234H172ZM207 233V234H206ZM147 234L149 235V236H147V238H145V241H146V244H159L160 243V245H162V243L161 242H157L156 240H155V236L152 234V233H148L147 232ZM211 234V235H210ZM215 236H214V235ZM225 234V235H224ZM228 236H227V235ZM115 235H116V233H115ZM157 235V234H156ZM185 235V236H184ZM230 235V236H229ZM10 236H12V235H10ZM10 236H8V237H10ZM210 236H211V238H210ZM218 236V237H217ZM190 238L189 239V247L187 248V253L185 254V253H181V251H179V253L178 254H181V255H178V254H176V252H177V248H179V247H186V241H185V239H182V238ZM213 237V238H212ZM227 237V238H226ZM149 238V239H148ZM173 239L175 240V245L177 246H175V245H173V246H175V247H172V246H170V245H172L171 243H173L172 241H173ZM204 239V240H203ZM187 240V239H186ZM199 240H201V241H199ZM171 241V242H170ZM179 241H183V243L181 244V243H179ZM178 242V243H177ZM193 242V243H192ZM220 242V243H219ZM192 243V244H191ZM191 245V246H190ZM196 245V247H197V245H198V252H200V254H203L202 256L199 254L197 257H196V259L193 257L194 256V251H193V249H194V246ZM202 245V246H201ZM233 245H234V247H233ZM145 246H147V245H145ZM170 246V247H169ZM205 246V247H204ZM208 246V247H207ZM193 247V248H192ZM206 247H207V252L208 253H205L206 251H204V249L206 250ZM174 248V249H173ZM210 248V249H209ZM221 248V249H220ZM132 249H135V247L134 246H131V248H130V254H127L126 253V255L129 257L130 255H131V258H130V261H129V263L130 264H139V263H141L142 261H143V263H141V264H155L153 261V259H148V258H146L145 256H147V254H146V252H145V250L143 249L142 250V252H141V255H139L138 257H134L135 255H136V253L134 252V253H132ZM161 250H163L162 248H160ZM160 249L159 250H157L156 251V254H157V258L159 257V258H161V253H159L160 254V256H158V252L160 251ZM203 249V250H202ZM219 249V250H218ZM233 249H234V251H233ZM201 251H203V252H201ZM220 251V252H219ZM223 251V252H222ZM235 251H237V252H235ZM139 252V251H138ZM217 253H219L218 255H216ZM221 253V254H220ZM234 253V254H233ZM239 253V254H238ZM135 254V255H134ZM207 254V256H205V255ZM223 254L225 255V256H223ZM241 254V255H240ZM134 255V256H133ZM209 255H211V256H209ZM235 257H234V256ZM240 257H238V256ZM127 256H121L122 258H128ZM183 256V257H182ZM148 257V256H147ZM200 258V261L202 260V262H200L199 261V258ZM205 257V258H204ZM209 257H210V259L212 260H210L209 259ZM212 257V258H211ZM221 257V258H220ZM227 257V258H226ZM163 258H167L165 255H163ZM185 258V259H184ZM142 259V260H141ZM149 260V262H148V260ZM193 259V260H192ZM205 259V260H204ZM207 259V260H206ZM236 260V261H235ZM134 261V262H133ZM197 261H199L198 263H197ZM223 261V262H222ZM138 262V263H137ZM156 264H160V263H157L156 262Z\"/></svg>",
    "mask_w": 264,
    "mask_h": 264
}]
</instances>
